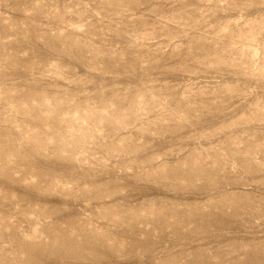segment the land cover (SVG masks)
Masks as SVG:
<instances>
[{"label":"rangeland","instance_id":"374dc122","mask_svg":"<svg viewBox=\"0 0 264 264\" xmlns=\"http://www.w3.org/2000/svg\"><path fill=\"white\" fill-rule=\"evenodd\" d=\"M0 264H264V0H0Z\"/></svg>","mask_w":264,"mask_h":264}]
</instances>
